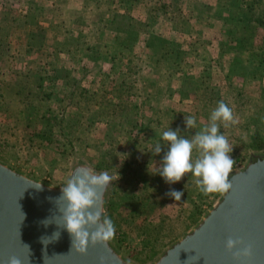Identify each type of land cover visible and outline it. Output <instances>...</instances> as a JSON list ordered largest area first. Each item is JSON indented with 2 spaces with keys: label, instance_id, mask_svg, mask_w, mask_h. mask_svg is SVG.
<instances>
[{
  "label": "rangeland",
  "instance_id": "374dc122",
  "mask_svg": "<svg viewBox=\"0 0 264 264\" xmlns=\"http://www.w3.org/2000/svg\"><path fill=\"white\" fill-rule=\"evenodd\" d=\"M59 2L61 0H56V4ZM106 3L105 0L101 9ZM11 4L17 8L15 2H9V5ZM71 5L78 6L77 0H72ZM63 14L58 15L60 20L58 24H61L57 26L53 24L52 30L60 32ZM100 16L98 11L84 15L85 26L83 24L81 27H85L84 34L90 40L95 36L92 24H96ZM123 25L124 23L118 22L115 29H123ZM146 28L149 30L151 27ZM160 32L165 36H171L163 27ZM179 32L181 37H178V40L186 47L189 44L188 35L184 29L182 31L179 29ZM5 45L6 48L3 45L1 51L6 50V57L17 54L14 51L17 50L16 45H10L11 51L9 46ZM14 59V64L17 63L15 61H19L17 58ZM210 64L211 68L207 69L209 85L206 89L194 92L191 90L194 83L191 79H189L191 82L182 81L184 83L181 89L187 90L188 94L193 92L189 94L191 99L179 98L177 92L179 79L176 77L169 79L170 73L167 72L169 66L163 61L159 62L153 73L141 77L138 75L140 78L135 83L139 88L134 89V94L129 99L130 104H138L139 98L149 102L144 104L145 107L138 109L137 118L133 121L127 120L128 115L124 113L119 115L121 118L116 120L117 122L111 120L110 112L113 110L109 108L100 112L103 115L85 110L82 103L73 99L77 92L73 95L66 93L64 100L56 101L59 107H65L66 110L60 123V130L63 134L68 133L72 142L71 150L65 153L63 148L59 153V149L53 143L48 145L35 137H29V140L24 141L22 132L17 128H9L0 118V161H5L21 173L49 184L61 183L67 177L72 162L77 158L84 160L96 171L112 174L113 182L108 191L105 209V216L109 213L115 227V236L110 241L125 259L133 263L151 260L193 226L218 196V193L207 196L202 194L190 173L178 183L171 185L165 183L158 174L163 156L168 150L166 142L161 139L163 131L169 127L174 131L179 129L182 136L191 139L196 131L209 123L211 112L217 107L218 102L223 100L233 110L238 121L235 125L220 128L221 133L233 146L230 154L236 161L233 169L243 165L249 154L264 152V113L262 117L260 114V122L254 124L249 122L253 118L255 120L258 118V101L264 102V81L259 78L260 74H264V69L261 72H246L247 81L235 82L233 85L234 89L240 90L236 94L230 88L228 90L229 85L223 79L224 66H213L214 61ZM205 66L208 67V64ZM187 68H191L189 71L195 76L200 65L189 64L184 67ZM37 69L38 66L35 67V70ZM123 75L130 77L128 74ZM121 78L122 76L114 79L112 77L111 80L103 78L102 86L111 96L116 97ZM129 80L124 78V82ZM168 89L173 90L170 95ZM30 101L33 105L35 100L32 94ZM125 102L120 101L122 104ZM206 103H209L208 107ZM234 108H238V111ZM184 116H195L197 127L186 129ZM37 125L39 126V122L36 121ZM251 136L254 148L248 145ZM157 142H161L162 151L159 155H153L151 151ZM130 146L134 153L129 152ZM170 190L183 192L181 200L175 201L166 195Z\"/></svg>",
  "mask_w": 264,
  "mask_h": 264
},
{
  "label": "trees",
  "instance_id": "16d2710c",
  "mask_svg": "<svg viewBox=\"0 0 264 264\" xmlns=\"http://www.w3.org/2000/svg\"><path fill=\"white\" fill-rule=\"evenodd\" d=\"M53 1L0 0V14L2 8H9V2L17 4V12L21 18L19 20L14 17V23L20 30V35L17 34L16 37L24 46L22 51H17L18 53L13 56H0V118L9 128H17L22 132L24 141L29 140V137H35L45 144L53 143L59 149V153L61 148L64 149V153L70 151L72 142L69 134H63L60 130V123L66 110L65 107H59L57 99L64 100L66 93L73 95L76 91H78V102L84 105L85 110H92L97 112V115H103L100 112L109 108L113 110L110 112L111 120L117 122L116 120L121 118L119 115L124 113L128 115L127 120L133 121L137 118L138 109L145 107L144 104L149 102L139 98L138 104H130L129 99L134 94V89L139 88L135 81H138L141 75L153 73L160 61L176 66L181 76L191 79L194 82L192 91L197 92L199 89L204 90L208 87L209 73L206 68H199L194 77L189 72L187 74L186 69L185 73L182 71L184 69L182 67L187 66L184 60L187 52L193 59L209 58L210 50L204 47L199 39L200 35L194 37L193 43L187 48L183 44L170 43L167 50H159L145 40L143 45L137 44L134 43L137 36L131 30L145 32L148 29L144 21L127 14L126 9L129 7L127 1L130 0H106L114 7L113 10L116 8L122 10L119 15L110 14L109 16H106L107 12H105L108 11L107 8H100L105 0H81L80 8L72 5L67 7L70 13H76L72 17L74 27L62 37L44 26L49 22L58 23L60 21L58 15L64 13V9L56 6ZM155 1L156 6L152 7L153 14H164L167 18H174L173 20L179 24L188 27L187 20L178 13L174 2ZM71 2L72 0H69L70 4ZM228 5L250 13L251 17L242 16L235 19V34L240 38L234 40L233 37H226L217 45L218 51L223 54L229 53L232 49L239 50L245 47L253 48V46L258 50L257 57L252 61L242 60L233 53L226 61L223 79L229 85L228 90L230 88L233 93L238 94L240 90L234 89L235 82L247 81L245 73L248 71L261 72L264 69V0H228ZM81 11L84 15L94 11L101 14L98 22L92 24L95 34L93 40L85 36L83 28H79L86 21ZM114 19L132 24L134 29L125 33L113 31L109 26ZM190 32L195 33L191 28ZM82 43L86 44V52L79 57L77 52ZM51 56H54V60L50 58ZM14 58L19 60L15 61L17 62L15 64ZM36 66L40 73L35 72ZM57 69H68L72 74L65 79H59L56 77ZM123 74H128L130 77H125ZM118 76L122 78L115 97L105 91L102 81L103 78L111 80L112 77L114 79ZM124 78L130 79L129 82H124ZM259 78L264 81V74ZM172 91L169 89L168 94L170 95ZM177 92L180 99H191L190 93L179 89ZM30 94L34 95L33 105ZM120 101L126 102L122 104ZM189 103L192 104L191 101ZM208 105L209 103H206L207 107ZM258 107V118L249 121L253 124L260 122V114L262 117L264 113V102L258 101ZM237 109L234 108V110ZM36 121L39 122V126H36ZM252 140L253 136L249 138L248 145L254 148ZM129 152L134 153L131 146ZM107 217H110L109 213Z\"/></svg>",
  "mask_w": 264,
  "mask_h": 264
},
{
  "label": "water",
  "instance_id": "95a60500",
  "mask_svg": "<svg viewBox=\"0 0 264 264\" xmlns=\"http://www.w3.org/2000/svg\"><path fill=\"white\" fill-rule=\"evenodd\" d=\"M81 168L101 173L77 158L61 183L49 184L0 161V264H7L10 257L21 264H101V260L103 264H136L125 259L111 241L90 242L85 254L73 248L60 211L66 203L58 198ZM230 180L229 193L218 194L193 226L151 260L138 264H264V152L249 154L243 165L233 169ZM112 182L100 190L101 221ZM44 220L47 226L41 223ZM229 238L243 244L230 252ZM248 245L251 255L234 259L233 253Z\"/></svg>",
  "mask_w": 264,
  "mask_h": 264
},
{
  "label": "clouds",
  "instance_id": "9594fccd",
  "mask_svg": "<svg viewBox=\"0 0 264 264\" xmlns=\"http://www.w3.org/2000/svg\"><path fill=\"white\" fill-rule=\"evenodd\" d=\"M186 129L197 127L195 116H184ZM237 119L233 110L223 101H219L217 107L211 112L209 123L192 135L191 139L182 136L177 130L169 127L162 133V141L168 147L159 167L158 174L165 183L171 185L180 182L186 174H191L199 191L205 196L218 193L225 195L232 188L230 174L236 163L231 157L233 146L228 138L221 133L220 128L235 125ZM162 151L161 142H157L153 149V155H159ZM113 177L107 172L99 175L92 173L87 168H81L62 187V195L58 198L65 201L66 206L61 209L64 221L63 228L72 237L73 248L81 254L87 252L89 243L107 244L115 236V227L110 218L105 216L101 221V212L97 210L100 202V190L111 183ZM40 187V185H39ZM38 187V188H39ZM166 195L180 201L183 192L170 190ZM46 220L41 221L45 226ZM96 230L89 232L88 229ZM55 239L60 236L54 233ZM43 242V238H42ZM243 244L242 240L229 238L226 248L231 252L237 245ZM251 246H245L241 251L233 253L234 259L241 256L249 257ZM7 264H21L16 257H10ZM101 264L103 261L101 260Z\"/></svg>",
  "mask_w": 264,
  "mask_h": 264
},
{
  "label": "crops",
  "instance_id": "0c3cea01",
  "mask_svg": "<svg viewBox=\"0 0 264 264\" xmlns=\"http://www.w3.org/2000/svg\"><path fill=\"white\" fill-rule=\"evenodd\" d=\"M132 1L133 2H131V0L127 1V4H128L127 6H129L126 9L127 14L129 16L131 15L137 19H140L141 21H144L147 24L146 27L150 26L152 29L149 28L148 31L140 32L139 30L134 29L132 24L121 22L119 19H114L109 27L113 31H118L122 33L133 31L137 36L134 43H137V44L140 43L141 45H143L144 40H145L147 42H150V44H152L153 47L159 50H167L170 43L181 44V45L183 44L182 42H179L178 37H181L179 29L181 31L182 29H184L186 35H188L187 43H189L186 45V48L190 44L193 43L192 39H194V37H198V35H200L199 36L200 41L202 42L204 47L210 50L208 59L207 58L206 59H193V57H190L189 52L185 53L186 57L184 58V60H186L187 66H189V64H196V65H200V68L210 69L212 66L210 63L214 61L213 66L215 65L224 66V68L226 69V61L229 59V56L232 53L236 54L240 59L248 60V61H252L253 59L257 57L258 50L254 46L253 48L245 47L244 49H239V50L232 49L229 53L225 52L223 54H221L220 51H218L217 45L219 44V42L224 41L226 37H233L234 40H236L237 38H240L235 34V29H236L235 19H238L242 16L248 17V18L251 17L250 13L244 10L229 6L228 0H168L170 3L171 2L175 3L174 6L178 10V13L184 16V18L187 20L188 27L179 24L178 22L173 20L174 18H167V16L164 14H160V13L153 14V11H149V9L151 10L153 9L152 8L153 6H156L155 0H148L147 2H142L138 0L136 1L132 0ZM80 2L81 0H77V3H78L77 7L79 8H80L79 6ZM53 3L56 6L60 7L61 9H64V14L62 17L63 24L61 26V30L60 32H56L52 30L51 26L53 24L51 22H49L47 25H44V26L48 27V29L51 32L63 37L64 35L68 34L70 30L73 29L74 26H73L72 17L76 13L72 14L67 10L68 6L71 7L69 0H63V2L61 0V2H59L58 4H56V0H54ZM100 8H101V5H100ZM105 8L108 9V11H105L107 12L106 16H109L110 14L119 15L122 13V10L119 8H116L115 10H113L114 7L112 5H109L108 2L105 4V7H103V9ZM8 14H9V17H7ZM14 17H17L19 20L21 18L14 4H11L7 10L5 8H2V12L0 14V45H1L0 46V56H4V57L7 56L6 50L1 51V47L3 45L6 48L5 44L9 46L10 51L12 50L10 45L12 44L16 45L17 50H14L16 53H18L19 51H22V49L24 48V46L21 43H19L16 37L17 34L20 35V30L18 29V26L14 23ZM216 18H218V20ZM118 22L124 23L123 29H115V26H118ZM59 24L57 23L54 26H57ZM162 27L168 30L171 36H165L164 34H162L160 32ZM79 28H83L82 31L83 32L85 31L84 27L80 26ZM132 28L134 30H131ZM190 28L195 33L192 34L190 32ZM12 38L13 40H11ZM153 38H156V39H153ZM81 49H83L82 52H81ZM85 49H86V44L82 43L80 46L79 52H77V56L79 57L83 56L84 53L86 52ZM10 51H7V52H10ZM14 51H13V54H14ZM243 55L249 56L250 58L244 57ZM50 58L54 60V56H51ZM163 62H165L166 65L169 66V69L167 70V72L170 73L168 76L169 79L171 77L172 78L176 77L177 79H179V82H177L178 83L177 87L179 88V90L187 92V90L181 89L184 83L182 81L185 80V81L191 82V80H189V78H184L183 76H181L176 66L166 61H163ZM206 64H208L209 68L205 66ZM190 69L191 68L186 69L187 74L188 72L191 73L189 71ZM182 71H184L183 73H185V69H183ZM35 72L40 73V70L37 69L35 70ZM71 74H72L71 71L68 69H65V70L57 69L56 70V77L59 79H65ZM191 76L194 77L192 73H191ZM169 85L168 87H170ZM64 92L66 93V91ZM76 92H77L76 97L73 96V99L78 100V91Z\"/></svg>",
  "mask_w": 264,
  "mask_h": 264
}]
</instances>
